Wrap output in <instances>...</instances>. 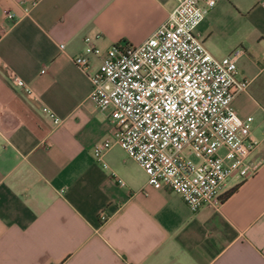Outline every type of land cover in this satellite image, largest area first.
I'll return each mask as SVG.
<instances>
[{
  "label": "crops",
  "instance_id": "crops-1",
  "mask_svg": "<svg viewBox=\"0 0 264 264\" xmlns=\"http://www.w3.org/2000/svg\"><path fill=\"white\" fill-rule=\"evenodd\" d=\"M31 1L0 0L9 27L0 37V264H264V0H217L196 27L217 57L244 49L237 75L249 85L233 106L253 115L248 159L262 160L253 175L227 179L218 206L197 210L149 184L119 143L104 153L108 167L94 155L112 119L91 98L89 75L114 43L146 39L176 0H39L27 11ZM86 36L102 52L84 71L73 57Z\"/></svg>",
  "mask_w": 264,
  "mask_h": 264
},
{
  "label": "built area",
  "instance_id": "built-area-1",
  "mask_svg": "<svg viewBox=\"0 0 264 264\" xmlns=\"http://www.w3.org/2000/svg\"><path fill=\"white\" fill-rule=\"evenodd\" d=\"M216 2L176 0L146 39L114 43L89 75L91 98L98 107L110 108L112 119L111 137L94 145L96 159L108 167L104 153L119 143L144 168L149 184L180 193L192 210L218 206L230 176L243 180L262 163L248 159L257 143L251 135L253 115L242 117L233 106L249 85L237 75L244 49L217 57L196 33ZM5 16L17 20L8 9ZM8 28L0 24V37ZM85 42L84 52L73 57L84 71L89 55L102 52L90 36ZM10 77L28 97L38 98L23 77L15 72ZM42 108L55 123L61 121L50 107ZM100 216L107 217L105 209Z\"/></svg>",
  "mask_w": 264,
  "mask_h": 264
},
{
  "label": "rangeland",
  "instance_id": "rangeland-1",
  "mask_svg": "<svg viewBox=\"0 0 264 264\" xmlns=\"http://www.w3.org/2000/svg\"><path fill=\"white\" fill-rule=\"evenodd\" d=\"M191 156H193V155H191Z\"/></svg>",
  "mask_w": 264,
  "mask_h": 264
}]
</instances>
